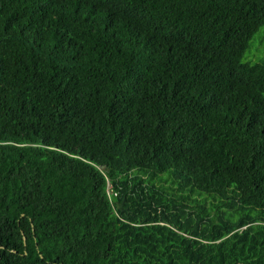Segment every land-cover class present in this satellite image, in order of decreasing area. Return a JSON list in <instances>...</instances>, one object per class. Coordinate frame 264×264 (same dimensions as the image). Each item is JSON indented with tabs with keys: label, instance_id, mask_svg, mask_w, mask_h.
Here are the masks:
<instances>
[{
	"label": "trees",
	"instance_id": "1",
	"mask_svg": "<svg viewBox=\"0 0 264 264\" xmlns=\"http://www.w3.org/2000/svg\"><path fill=\"white\" fill-rule=\"evenodd\" d=\"M261 27L264 0H0V264H264Z\"/></svg>",
	"mask_w": 264,
	"mask_h": 264
},
{
	"label": "rangeland",
	"instance_id": "2",
	"mask_svg": "<svg viewBox=\"0 0 264 264\" xmlns=\"http://www.w3.org/2000/svg\"><path fill=\"white\" fill-rule=\"evenodd\" d=\"M264 27H261L258 29V31L255 32L253 37L251 38L249 42V47L246 50V55L249 53H252L256 56V59L251 57V55H248L251 59L253 58L254 60H264Z\"/></svg>",
	"mask_w": 264,
	"mask_h": 264
},
{
	"label": "water",
	"instance_id": "3",
	"mask_svg": "<svg viewBox=\"0 0 264 264\" xmlns=\"http://www.w3.org/2000/svg\"><path fill=\"white\" fill-rule=\"evenodd\" d=\"M117 206H118V208H121L122 207V203H119Z\"/></svg>",
	"mask_w": 264,
	"mask_h": 264
}]
</instances>
